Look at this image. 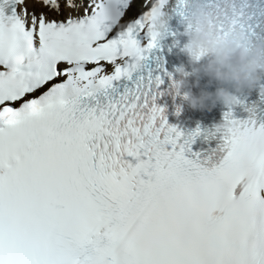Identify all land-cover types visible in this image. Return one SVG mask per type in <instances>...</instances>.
Wrapping results in <instances>:
<instances>
[{
	"label": "snow or ice",
	"instance_id": "snow-or-ice-1",
	"mask_svg": "<svg viewBox=\"0 0 264 264\" xmlns=\"http://www.w3.org/2000/svg\"><path fill=\"white\" fill-rule=\"evenodd\" d=\"M205 2L264 37V0ZM133 3L0 0V264H264V92L224 131L169 125L182 33L153 21L185 31L191 0Z\"/></svg>",
	"mask_w": 264,
	"mask_h": 264
},
{
	"label": "clouds",
	"instance_id": "clouds-1",
	"mask_svg": "<svg viewBox=\"0 0 264 264\" xmlns=\"http://www.w3.org/2000/svg\"><path fill=\"white\" fill-rule=\"evenodd\" d=\"M214 21L205 0H191L189 27L181 34L185 38L181 51L190 58L191 72L181 65L174 76L175 95L201 112L218 105L235 109L245 92H264V37L254 40L244 30L220 36ZM153 22L165 33L171 21L159 15ZM215 127L224 131L229 126L222 121Z\"/></svg>",
	"mask_w": 264,
	"mask_h": 264
}]
</instances>
